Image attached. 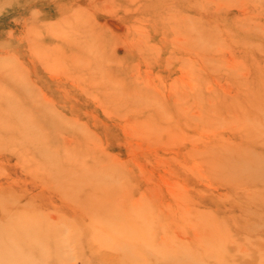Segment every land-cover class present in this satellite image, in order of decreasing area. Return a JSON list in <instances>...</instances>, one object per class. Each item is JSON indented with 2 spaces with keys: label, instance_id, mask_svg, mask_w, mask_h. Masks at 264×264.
Masks as SVG:
<instances>
[{
  "label": "rangeland",
  "instance_id": "374dc122",
  "mask_svg": "<svg viewBox=\"0 0 264 264\" xmlns=\"http://www.w3.org/2000/svg\"><path fill=\"white\" fill-rule=\"evenodd\" d=\"M31 246L264 264V0H0V249Z\"/></svg>",
  "mask_w": 264,
  "mask_h": 264
},
{
  "label": "bare ground",
  "instance_id": "6f19581e",
  "mask_svg": "<svg viewBox=\"0 0 264 264\" xmlns=\"http://www.w3.org/2000/svg\"><path fill=\"white\" fill-rule=\"evenodd\" d=\"M3 4V3H2ZM17 241H18V239H17ZM31 247H34V246H31ZM34 248H36L37 249V257L38 258H41V262L39 263V264H48V262H47V260H46V256H47V252L46 251H44L42 248H37V247H34ZM7 249L8 248H4V249H0V264H21L22 262H24V260H25V258H28V254L27 253H22L23 251H17V252H15V256L14 257H8L7 256V254L5 253V252H7ZM144 252V251H143ZM51 254L53 255V256H55L56 255V253L55 252H51ZM131 254V253H130ZM142 255H143V253H141ZM146 254V253H145ZM145 254H144V257H145ZM154 256V255H153ZM153 256H151V257H153ZM162 256V255H161ZM15 257H18V258H20L21 259V261H19V260H17L16 261V258ZM156 257V256H155ZM141 258V257H140ZM139 258V259H140ZM146 258V260H148L147 259V257H145ZM29 259V258H28ZM168 259V258H167ZM48 260H50V259H48ZM167 262V261H166ZM172 263H176V262H174V261H172ZM23 264H29V263H23Z\"/></svg>",
  "mask_w": 264,
  "mask_h": 264
}]
</instances>
